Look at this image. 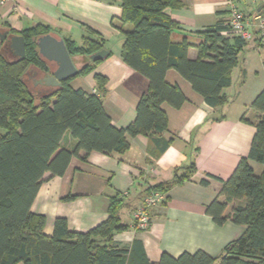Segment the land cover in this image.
<instances>
[{
    "label": "crops",
    "instance_id": "1",
    "mask_svg": "<svg viewBox=\"0 0 264 264\" xmlns=\"http://www.w3.org/2000/svg\"><path fill=\"white\" fill-rule=\"evenodd\" d=\"M183 2L180 8L167 9L178 23L172 39L180 42L186 37L190 43L189 57L196 59L202 33L218 24L227 26L230 3ZM235 2L247 15L264 14V0ZM121 16V0H13L5 4L0 0V52L10 60L17 59L10 38L38 24L51 27V34L78 46L86 38L103 39L102 50L108 51L107 56L89 73L75 76L71 85L88 92L99 91L112 124L126 129L135 121L138 103L149 90L150 81L122 58L124 30L130 26L121 24ZM96 74L107 79L103 92L98 88ZM43 77L42 69L31 65L24 80L43 95L54 89L40 83ZM165 78L169 84L177 85L186 98L179 108L167 102L162 104L168 117L166 131L134 137L127 134L129 147L123 153L81 151L72 157L63 175L45 174L31 210L46 216L47 235H53L60 217L67 220L73 232L94 229L108 219L111 198L118 194L125 200L119 214L128 229L117 232L113 242L127 249L139 242L137 245L152 263H157L164 252L177 258L184 252L202 250L220 257L224 248L246 231L245 225L230 219L223 225L216 224L206 208L216 199H224L219 195L221 180H227L240 159L249 153L256 134L262 113L252 103L264 89V43L258 34L244 43L238 64L231 70L232 82L223 89L227 102L221 106L209 105L177 70L169 69ZM0 132L4 130L0 128ZM62 144L72 149L77 139L67 132ZM192 162L196 165L192 177L169 189L166 200L153 208L148 229H136L133 213L151 188L172 181L176 168H185ZM253 165L260 168L259 164ZM202 179L210 180V184H201ZM229 211L230 206L226 213Z\"/></svg>",
    "mask_w": 264,
    "mask_h": 264
},
{
    "label": "trees",
    "instance_id": "2",
    "mask_svg": "<svg viewBox=\"0 0 264 264\" xmlns=\"http://www.w3.org/2000/svg\"><path fill=\"white\" fill-rule=\"evenodd\" d=\"M121 1V24L130 26L124 30L122 58L150 81L138 103L137 117L126 129L112 124L99 91L75 89L71 85L74 77L43 95L26 84L24 75L31 65L48 70L37 40L51 33V27L38 24L22 32L24 59L10 60L0 52V128L4 130L0 132V264H264V89L252 103L262 115L249 153L227 180H221L219 195L224 199L218 198L206 208L218 225L230 219L246 226L220 257L202 250L184 252L177 258L164 252L152 263L139 242L130 249L116 246L114 235L128 229L119 214L125 205L120 194L111 198L108 219L85 233L71 231L67 220L60 217L53 235H47L46 216L31 210L45 174L63 175L72 157L81 151L123 153L129 147L127 134L134 137L167 130L162 104L179 108L186 99L177 85L166 81L169 69L190 81L209 105L227 102L223 89L232 82L231 70L246 42L227 38L224 32L228 27L218 24L202 33L198 57L190 59V43L186 37L174 42L178 23L167 13V9L182 7L183 0ZM103 41L86 38L80 46L71 40L65 43L72 57H89L103 49ZM99 61L91 62L78 75L89 73ZM95 78L98 88L105 91L106 77L96 74ZM67 132L77 139L72 149L62 144ZM253 163L262 167L260 172ZM195 171L194 162L178 167L172 181L158 183L151 191L167 193ZM201 184L208 186L210 180L202 179Z\"/></svg>",
    "mask_w": 264,
    "mask_h": 264
},
{
    "label": "water",
    "instance_id": "3",
    "mask_svg": "<svg viewBox=\"0 0 264 264\" xmlns=\"http://www.w3.org/2000/svg\"><path fill=\"white\" fill-rule=\"evenodd\" d=\"M37 42L39 53L48 65V70H42L44 77L40 80V83L54 89L62 87L64 81L77 76L82 68L91 62L104 59L108 54V51L101 50L89 57H72L65 41L51 33L39 37ZM10 43L17 59L26 58V41L24 36L13 35L10 38Z\"/></svg>",
    "mask_w": 264,
    "mask_h": 264
},
{
    "label": "built area",
    "instance_id": "4",
    "mask_svg": "<svg viewBox=\"0 0 264 264\" xmlns=\"http://www.w3.org/2000/svg\"><path fill=\"white\" fill-rule=\"evenodd\" d=\"M9 1L13 0H1V3L5 4ZM229 3L230 18L224 35L231 40L241 39L244 42H250L258 34L260 41L264 43V14L256 12L253 15H247L237 7L235 0H229ZM165 200L166 192L151 191L133 213L135 228L139 230L148 229L152 221L151 212L153 208Z\"/></svg>",
    "mask_w": 264,
    "mask_h": 264
},
{
    "label": "rangeland",
    "instance_id": "5",
    "mask_svg": "<svg viewBox=\"0 0 264 264\" xmlns=\"http://www.w3.org/2000/svg\"><path fill=\"white\" fill-rule=\"evenodd\" d=\"M258 166H259V165H258ZM261 168H262V167L260 166V168L257 169V172H260Z\"/></svg>",
    "mask_w": 264,
    "mask_h": 264
}]
</instances>
